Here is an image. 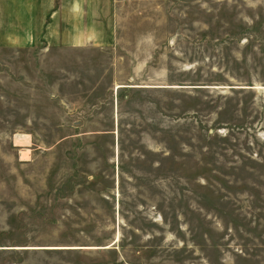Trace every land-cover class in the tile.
I'll use <instances>...</instances> for the list:
<instances>
[{
  "label": "rangeland",
  "instance_id": "rangeland-1",
  "mask_svg": "<svg viewBox=\"0 0 264 264\" xmlns=\"http://www.w3.org/2000/svg\"><path fill=\"white\" fill-rule=\"evenodd\" d=\"M93 8L0 10V264H264V0Z\"/></svg>",
  "mask_w": 264,
  "mask_h": 264
},
{
  "label": "crops",
  "instance_id": "crops-1",
  "mask_svg": "<svg viewBox=\"0 0 264 264\" xmlns=\"http://www.w3.org/2000/svg\"><path fill=\"white\" fill-rule=\"evenodd\" d=\"M102 2L109 3V0H0V10L7 14L2 18L7 19H38L43 18V14L52 11L53 16L59 19V13H62L64 15L61 18L65 19L93 20L101 18V15L93 7ZM56 3L63 5L61 11L55 10ZM1 4L5 5L4 8L1 7ZM99 36L100 33L94 31L93 27H78L75 32L69 34L68 43L78 47L88 46L96 42ZM64 43L67 44L66 41Z\"/></svg>",
  "mask_w": 264,
  "mask_h": 264
}]
</instances>
